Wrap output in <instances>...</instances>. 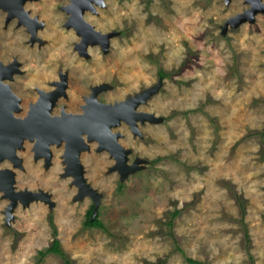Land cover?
Returning <instances> with one entry per match:
<instances>
[{"label":"rangeland","instance_id":"374dc122","mask_svg":"<svg viewBox=\"0 0 264 264\" xmlns=\"http://www.w3.org/2000/svg\"><path fill=\"white\" fill-rule=\"evenodd\" d=\"M33 2L26 0L27 8L44 21L41 45L25 44L24 27L14 20L5 24L10 10L0 8V59L14 55L22 62V73L10 83L22 93L15 117L24 116L36 99L34 86L62 97L51 114L61 105L79 112L95 86L107 85L98 95L104 103L157 86L137 109L158 120H138V134L123 120L112 128L130 149L128 164L141 165L123 179L112 170L109 152L82 136L89 142L80 156L84 178L100 195L98 218L113 236L84 226L94 202L88 194L79 196L77 176L67 173L63 140L50 144L49 160L26 138L13 158L4 156L0 169L14 172L15 189L40 187L53 201L49 207L34 199L24 207L18 198L7 216L11 198L0 189V264H36L38 250L53 238L50 214L74 264H189L185 256L206 264H264V136H248L264 129V11L231 24L229 18L249 12L254 0H102L83 16L100 34H109L106 48L97 37L81 41L87 45L81 51L78 36L63 27L68 15L59 7L68 0ZM21 23L32 32L39 21ZM3 66L17 72L13 63ZM159 68L171 75L160 81ZM223 181L242 196L247 243L239 205ZM175 208L182 211L173 233L184 254L173 250L165 224ZM39 264L62 262L48 254Z\"/></svg>","mask_w":264,"mask_h":264},{"label":"water","instance_id":"95a60500","mask_svg":"<svg viewBox=\"0 0 264 264\" xmlns=\"http://www.w3.org/2000/svg\"><path fill=\"white\" fill-rule=\"evenodd\" d=\"M95 0H74L71 5L74 9L76 15L80 17L81 12L84 7L92 6V2ZM101 3L102 0H96ZM259 7H250L249 12L244 11V13L229 18L228 23L238 24L242 21H246L254 17L255 11H264V2L262 0H254ZM83 6L79 7V5ZM71 8V6H70ZM238 15V14H237ZM81 23L79 25H74L78 31L85 27L87 30V35L84 31V38L82 41L87 43L89 39H95L97 37L101 40V46L105 48L109 34H101L94 30L93 26L88 22H85L81 17ZM104 40V43H103ZM86 45L82 46L83 48ZM83 48H81L83 50ZM1 73V68H0ZM3 76V75H2ZM1 77V76H0ZM1 80V78H0ZM64 84V83H63ZM8 91V88H6ZM157 91V86L148 87L140 92L130 95L124 100L114 102V103H101L96 100V98L91 95L90 100L87 105L83 107L81 113L72 114V112H66L64 106L60 110V114L52 115L51 111L55 105L56 99L58 98L55 94L47 95L48 92H40L39 98L30 105L26 114L22 117H15L13 115V108L18 106V98L11 93H5L0 81V161L3 159V155L14 154L15 146H20L22 144L23 137H29L30 139L35 138L38 143L39 150L46 154L48 160L51 157V152L49 150V145L53 142L60 143L64 140V151L63 155L66 157L68 162V167L66 169L68 172H74V175L78 178V183L81 185L84 191H81L78 187L79 196H85L88 194L94 202L92 217L97 212V204L99 199V194L94 190L87 182L83 176V168L80 164V155L83 150H88V145L84 142L82 136H88L89 139H96L100 149H105L109 152V156L113 157L115 163L112 165V170H116L120 177L123 179L127 176L129 172L138 170L141 165L140 161L135 160L133 164H128V154L130 149L124 148L119 142L118 138L122 137L120 132H111L110 129L116 127L120 124L122 119L130 118L132 115H137L134 121L131 123L133 127L130 129L133 133L138 134L137 121L148 120V122H157L158 118L151 113L145 111H135L140 103H145L146 100ZM9 92V91H8ZM122 102V103H120ZM131 122V121H130ZM8 137H3L2 133H8ZM85 134V135H83ZM21 148V147H19ZM98 151V150H97ZM100 152V151H99ZM6 169V168H4ZM0 169V189H3L7 195L11 198L12 202L7 205L5 214L10 216L12 210L17 205V199H22L25 197L24 203H28V200L40 199L48 203V206H52L51 200L48 193L43 190L31 191L29 189H15L13 186V175L10 170ZM4 173H8L6 177L1 178ZM3 196H1V199Z\"/></svg>","mask_w":264,"mask_h":264},{"label":"flooded vegetation","instance_id":"af4514ba","mask_svg":"<svg viewBox=\"0 0 264 264\" xmlns=\"http://www.w3.org/2000/svg\"><path fill=\"white\" fill-rule=\"evenodd\" d=\"M33 1H35V2H37V1H39V0H33ZM72 1H74V0H68V2L67 3H65V4H62L59 8H60V10H62L63 12H65L68 16H67V19L64 21V23H63V27L64 28H70L73 32H74V34H76V36H78V38H79V40H78V46H79V50H81V51H84L85 50V47L83 48V47H81L80 45H79V43H81V41H82V38H84V36H83V33L81 32V31H84L87 35H89V33H87V30L85 29V27H83V28H81L80 30L81 31H78L76 28H74V25H72V24H75V25H79L80 23H81V19H80V17L85 21V22H87L86 20H85V18H84V13H85V11H84V9L85 8H83V10H82V12H81V15H80V17L78 16V15H76L75 14V10L76 9H74L73 7H72V5H71V2ZM0 2H4V5H6V6H8L10 9H8V8H3V9H8V10H10V14H5L4 12H2L1 10H0V12L2 13V14H5V16H4V23L5 24H8L10 21H12V20H14V22H15V26L16 27H20V26H23L24 27V31H26L27 33H28V40H26V42H25V44H28V45H30V46H33L35 43L36 44H38V45H41L43 42H45V40H46V38H44L43 36H41L40 35V31L44 28V21L42 20V18H40L39 17V15L37 14V13H34V12H32L29 8H27V5L28 4H30V3H26V0H0ZM35 2H33V3H35ZM26 3V4H25ZM70 6H71V8H70ZM81 6H83V4H81V5H79L78 6V8L79 7H81ZM1 9H2V7H0ZM70 8V10H71V12L69 11L68 12V9ZM16 10H18V11H16ZM84 11V12H83ZM30 14H32V16L30 17ZM13 16H17V18L16 19H13L12 17ZM22 18V20H24L27 24H30V25H35V23H37L38 21H39V23H38V29H36V28H34V26H33V31L31 32V31H28V28H27V26L26 25H23L22 23H21V18ZM12 18V19H11ZM74 19V20H73ZM20 20V21H19ZM94 28V27H93ZM95 30V29H94ZM97 31V30H96ZM78 32H80V33H78ZM38 35V36H37ZM37 36V37H36ZM87 46V45H86ZM102 47V46H101ZM81 48H83V50L81 49ZM0 62H2L4 65L5 64H8V63H13L14 65H15V67H16V70H17V72H13V78H12V80H9V79H3V83H7L8 84V86H9V88H10V90L13 92H11L12 94H14L17 98H18V100H19V102H18V104L20 103L21 104V95H22V93H20V90L18 91V90H13L12 89V86H11V82L13 81V79H14V76L17 74V73H22V71L19 69L20 68V66L22 65V62H20L17 58H16V56H14V55H11V57L9 58V59H0ZM7 69H9V68H7ZM62 76V75H61ZM61 80V79H60ZM53 81H56V80H53ZM49 83H48V86H50L52 83V80H49L48 81ZM64 85H65V87H66V90H67V86H68V82L67 81H65L64 80ZM104 87L105 88H107V85H105V86H102V85H99V86H95V87H92L93 88V90H92V92L94 91V93H90L89 94V96L88 97H90L91 95H93L95 98H96V100L98 101V102H101V103H104L103 101H101L99 98H98V95L100 94V93H102V91H103V89H104ZM39 88L40 87H38V86H34V90H35V92H36V99L37 98H39V95H40V93H39ZM18 89H20V88H18ZM52 89H54V87L52 88ZM44 91V92H43ZM48 91H50V90H48ZM48 91H45V90H42V92L43 93H45V92H48ZM54 93H56V92H54ZM0 94H1V96H3V93L2 92H0ZM60 98H62V97H58L57 99H56V102H55V105L53 106V108L56 106V103H57V101H58V99H60ZM63 98H67V94H64V96H63ZM36 99L35 100H33V101H30L29 103H28V108H29V106L30 105H32L35 101H36ZM86 101V100H85ZM84 105V104H83ZM62 106H64V105H61V107H60V109H59V111H58V113H56V114H52V115H58V114H60V110H61V108H62ZM82 106V104L80 105V111L79 112H72V114H75V113H81L82 112V109H83V106ZM53 108H52V110H53ZM65 108V107H64ZM28 110V109H27ZM66 111V110H65ZM27 112V111H26ZM26 112H25V114H26ZM51 113H52V111H51ZM24 114V115H25ZM22 117H23V115H22ZM51 152V151H50ZM83 152V151H82ZM103 152H105V151H103ZM59 153V152H58ZM84 153V152H83ZM107 153V152H106ZM108 154V153H107ZM130 154V153H129ZM129 154H128V159H129ZM51 155H53V154H51ZM81 156V155H80ZM108 156H109V154H108ZM60 157H61V155H60ZM109 158H111L112 160H113V163H115V160H114V158L113 157H111V156H109ZM33 159H34V161H37V159L35 158V157H33ZM79 159H80V164L82 165V168H83V176H84V172H85V169H84V165H83V163H82V159H81V157H79ZM40 161H42V163H44V164H46V165H50L51 164V162L50 161H47L46 162V160L44 159V161L42 160V159H40ZM127 163H128V160H127ZM21 164V163H20ZM131 164H133V162L131 163ZM26 166H27V159H26ZM42 166H43V164H42ZM66 167V166H65ZM27 171L25 170V173H26ZM64 173L66 174V172L64 171ZM13 179H14V177H13ZM14 182H15V180H14ZM72 182V183H71ZM69 184L71 185V186H74V183H73V181H70L69 182ZM19 189V188H18ZM20 189H29V190H31V191H39V190H42L40 187H38V188H30V187H27V186H24V187H22V188H20ZM78 189V188H77ZM44 191V190H43ZM44 192H46V193H48V195H49V198H50V200H51V203H52V199H51V194H50V192H48V191H44ZM78 194H80L79 192H78Z\"/></svg>","mask_w":264,"mask_h":264},{"label":"trees","instance_id":"16d2710c","mask_svg":"<svg viewBox=\"0 0 264 264\" xmlns=\"http://www.w3.org/2000/svg\"><path fill=\"white\" fill-rule=\"evenodd\" d=\"M170 75H171V72H166L162 68H159L158 79L160 81L165 77H169ZM213 123H215L214 120H213ZM251 134L252 135L258 134L259 136L263 137L264 136V129L261 131L251 132L248 134V136ZM262 148L264 149V143L263 142H262ZM222 184H223V186H225L228 189V191L232 194V196L235 198V200L237 201V203L239 205L240 212H241V218L239 219V222H241L243 224L242 227H243V231H244V238H245L246 243H247L249 240H248V234H247L246 226L243 223L244 206H243L242 196H241V194H239L238 192L235 191L234 187L229 182L223 181ZM121 187H122V183H120V185H119V188H118L119 191L121 190ZM181 211H182V209H179V208H175L173 211H168L167 212L168 213V219H167V221H165V224L167 225V234L172 238V241L174 244L173 250L177 251L181 254H184L182 248L179 246L177 237L173 233L174 219L176 216L179 215V213ZM92 212H93V204L90 205V207L88 208V210L86 212V219L84 221V226L85 227L101 228L104 231H106L110 236H113V234L108 230L106 225L98 218L97 212L93 217H92ZM48 223H49V226L52 230L51 233H52L53 238H52L50 244L46 248L38 250L37 256H36V264H39L40 262H42L44 257L47 256L48 254H55V255L59 256L61 258L62 264H74V262L71 260V258L68 256V254L63 250V248L60 245V241L57 238V229L55 227V224L53 222L51 214L48 216ZM249 259L252 260V256L250 254H249ZM185 260L189 264H206L203 261L192 259V258L187 257V256H185ZM158 262L161 263L162 260H159Z\"/></svg>","mask_w":264,"mask_h":264},{"label":"bare ground","instance_id":"6f19581e","mask_svg":"<svg viewBox=\"0 0 264 264\" xmlns=\"http://www.w3.org/2000/svg\"><path fill=\"white\" fill-rule=\"evenodd\" d=\"M99 1H93L92 2V6L94 5V4H100V3H98ZM92 6H88V7H84L85 9H92L93 7ZM0 7H2V8H8V9H10L8 6H6V5H4V2H0ZM255 7H259L258 5H257V3L254 1L253 2V4H252V8L254 9ZM84 9V10H85ZM93 10V9H92ZM16 11H18V10H16ZM69 11L71 12V10H70V8H69ZM84 12V11H83ZM258 11H255L254 12V14H256ZM9 13H10V11H9ZM74 20V19H73ZM102 35V34H101ZM103 36V35H102ZM99 38V37H98ZM96 41V40H95ZM96 42H99L98 44L100 45L101 44V40L99 39V41H96ZM103 43H104V40H103ZM83 46V45H82ZM105 48H106V46H104ZM0 68H1V73H0V78H1V84H2V86H3V88L5 89V93H7V94H9L10 93V95H11V90H10V88H9V86H8V84L7 83H3L2 82V80L3 79H5V78H8L9 80H12V78H13V73H12V70H10V69H7L6 67H4L3 66V64L0 62ZM17 71V70H16ZM3 75V76H2ZM64 87H65V85H64ZM6 88H8V91L6 90ZM60 89V88H59ZM60 91V90H59ZM64 91H62V93H63ZM13 93V92H12ZM40 93V92H39ZM92 93H94V91L92 92ZM44 94V93H43ZM56 95V93H54V92H48L47 93V95H49V97H51V95ZM57 97H58V95H56ZM61 96V95H60ZM90 100V99H89ZM118 102V101H117ZM114 103V102H113ZM120 103H122V102H120ZM110 104V103H109ZM140 104H142V103H140ZM139 104V105H140ZM138 108V107H137ZM13 110H19L20 111V107H19V104H18V106L14 109L13 108ZM12 110V111H13ZM18 111V112H19ZM135 111H140V110H138V109H136ZM14 115V114H13ZM135 117H138L137 115H132L130 118H125L126 120H124V119H122L123 121H126L127 123H132L133 121H134V118ZM19 118H22V117H19ZM121 120V121H122ZM121 121H120V123H121ZM131 121V122H130ZM146 121V120H145ZM145 121H143V122H145ZM148 121V120H147ZM142 122V121H141ZM137 123V122H136ZM118 125H120V124H118ZM118 125H116V127L118 126ZM130 127H133V125L131 124V126ZM111 130V132H114V131H112V129H110ZM0 133H1V131H0ZM9 133H10V131H8V133H2V136L3 137H8V135H9ZM85 137H87V140H96V139H89V137L88 136H85ZM29 139V140H34L36 143H37V140L35 139V138H32V139H30L29 137H23V139H22V143H23V141L24 140H26V139ZM64 141V140H63ZM97 141V140H96ZM62 142V141H61ZM60 142V143H61ZM88 142V141H87ZM87 142H85L86 144H87ZM53 143H56V144H60V143H58V142H53ZM53 143H51V144H53ZM89 143V142H88ZM64 144H65V142H64ZM88 145V144H87ZM36 149L38 150V152L39 153H41V154H44V153H42V151L41 150H39V147H38V143L36 144ZM50 146V145H49ZM19 147H22V144L20 145V146H15V148H14V154H13V156H11V155H3V156H7V157H9V158H13L14 156H15V149H17V148H19ZM49 148V147H48ZM45 156H46V154H44ZM47 157V156H46ZM5 158L3 157V159L1 160V161H3ZM64 160L67 162V159H66V157L64 156ZM18 163L20 162V159H19V161H17ZM23 169V168H22ZM4 170H10L9 168H6V169H4ZM11 172H12V175H13V177H14V172L12 171V170H10ZM67 173H69V174H71V172H67ZM74 173V172H73ZM8 173H4L3 175H2V179L4 178V177H6V175H7ZM13 181H14V179H13ZM14 183V182H13ZM80 185V184H79ZM13 186H14V184H13ZM81 189V191H84L83 190V188H80ZM5 195L6 196H8V198H10L9 197V195H7L6 194V192H5ZM26 199V198H25ZM22 200L24 201V199L22 198ZM27 200V199H26ZM32 200H34L33 198L31 199H29L28 200V202H30V201H32ZM12 202V200L10 201V203ZM9 203V204H10ZM17 203H18V201H17ZM44 203H46V202H44ZM23 204V206L25 207V206H27V205H29V203H22ZM47 204V203H46ZM17 206V205H16Z\"/></svg>","mask_w":264,"mask_h":264}]
</instances>
